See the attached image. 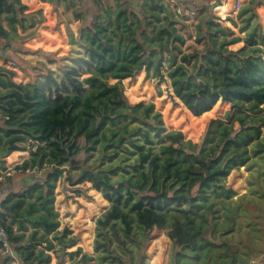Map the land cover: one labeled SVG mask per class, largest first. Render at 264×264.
<instances>
[{"label":"trees","instance_id":"1","mask_svg":"<svg viewBox=\"0 0 264 264\" xmlns=\"http://www.w3.org/2000/svg\"><path fill=\"white\" fill-rule=\"evenodd\" d=\"M92 3L83 55L48 60L54 69L25 64L26 83L15 82L6 66L13 58L4 50L14 41L0 26V167L27 142L38 143L15 166L18 173L0 181L23 179L0 198L15 259L44 264L50 256L42 245L50 237L59 262L67 256L72 264H148L147 247L161 231L171 241L169 264H248L245 245L241 241L239 250L231 241L248 211L212 198L209 189L233 168L264 166V33L256 12L264 0L239 9L244 38L236 50L218 46L226 44L227 33L203 7L196 24L201 48L191 52L187 65L178 61L187 24L175 18L169 3ZM25 10L20 0H0V20L11 33L18 25L29 27ZM141 70L157 89L167 83L169 97L193 116L219 101L230 109L224 119L208 121L200 142L185 140L182 132L167 130L154 103L128 101L122 81ZM163 134L174 143L156 144ZM82 155V163L72 167V158ZM253 157L257 160L250 162ZM258 172L264 180V169ZM64 173L70 185L89 182L108 202L95 219V254L81 247L67 251L78 235L66 226L59 229L54 208L55 184ZM253 193L264 200V188Z\"/></svg>","mask_w":264,"mask_h":264},{"label":"rangeland","instance_id":"2","mask_svg":"<svg viewBox=\"0 0 264 264\" xmlns=\"http://www.w3.org/2000/svg\"><path fill=\"white\" fill-rule=\"evenodd\" d=\"M102 1L111 6L114 3V0ZM134 1L137 4L140 2V0ZM164 1L169 3L171 11L176 4L181 6L192 5L197 11V15L192 21L183 22L187 24V29L183 31L186 35V39L185 45L182 47V53L178 56V61L184 65L188 64L187 58L191 52L201 48V44L197 43L199 33L196 24L200 17L199 11L203 7L206 8L207 16L213 17L224 29L229 27V25L232 26L234 34L227 37L225 46L228 49L236 50L243 44L244 38V33L239 31V27L242 26L243 23L242 19L237 17L238 11L240 8L252 5L255 2V0ZM21 4L23 3L21 2ZM49 9V14H44L42 11H40L41 14H37L35 13L37 11L27 12V10H25L24 13L30 15V25L24 31L18 25L16 33H11L6 27L4 20H0V26L5 30L7 36H11L14 41L11 47L4 50V53L9 54L8 56L13 58V60L6 65L10 70L15 72L13 77L15 82H29V75L26 71H22V67L25 66V64L37 66L39 62H42L47 65L45 67L54 69L55 64L50 63L48 60H54L57 57L68 55H83L80 44H84V35H88L84 27L91 17V12L95 9L92 0H52L49 4ZM87 10L88 12L85 14ZM256 12L264 33V5L257 6ZM48 16L54 17L56 20L55 23L50 22V17ZM65 23L67 24L65 26L66 31H70L71 33L70 38L65 41L64 45L66 47L61 49L58 47L59 42L51 44L48 39L52 38L51 34L53 31H58L59 25L64 26ZM37 24H39V27H37L36 30H38V28L46 29L42 33L45 39L43 38L40 40V47L33 48L32 46H36V41H33L32 44L29 43L32 41L33 37H38L40 31L28 33L30 35H27V32L29 28L36 27ZM222 45L224 46V44L219 41L218 46L221 47ZM0 64H3V60H0ZM20 72L21 74H19ZM19 80H22V82ZM122 84L124 86L125 95L130 103H137L140 101L154 103L155 110L162 114L167 130L180 131L183 133L185 140L190 139L194 143L202 140L208 121L214 118L224 119L226 113L230 109L229 104L219 101L211 110L207 111L208 113L205 117H203V114L198 117L193 116L177 99L172 100V98L169 97L168 93L170 89L167 83L161 82L157 89L156 81L151 77L146 78L144 70L138 72L133 79L123 80ZM158 90H161L160 94H158ZM166 143H174L173 139L167 134L161 135L160 138L156 140V144ZM24 146H26V144ZM94 156H96V153ZM85 157L86 155L72 158L74 162L71 166L75 167L81 164ZM92 160L93 158L87 160L86 164H90ZM254 160H257V158L253 157L250 162ZM5 167L6 166L2 164L0 169ZM263 169L264 166L261 163L233 168L228 176L221 177L219 183L212 184L209 189L212 198L231 202V206L237 210L245 209L248 211L244 219H240L241 223L239 229L235 228L231 234V241L239 250H241L242 243L245 245L246 258L249 259L248 264H264V200L259 197L258 193H253V190L256 188H264V180L262 176H259L260 173L258 172ZM76 173H78V170H70V174L74 175ZM65 174L66 173L59 177L55 184L54 208L59 213V229L66 226L72 231V235H78L76 246L67 251H74L76 247H81L83 252L95 254L92 249L95 219L107 208L108 202L99 192L91 187L89 182L70 185L66 180ZM26 176L31 177L32 175L26 174ZM38 176L39 173L37 177ZM4 179L5 177L2 178V180ZM22 180V178L16 177L10 182L5 181L2 183V185H0V198L4 193L6 194L10 190H17ZM76 188H80L83 192L78 195L74 191ZM256 216L259 217L254 219ZM257 221L259 222L258 227H260L253 228V224ZM246 222L249 223V225L246 224ZM155 233L156 235L150 240L146 250V261L148 264H169L171 241L163 232L160 231ZM42 246L46 253L49 254V259H51L50 261L48 259L44 264H72V261L67 256H64L63 260L59 262L57 258L58 247L55 241L50 237Z\"/></svg>","mask_w":264,"mask_h":264},{"label":"crops","instance_id":"3","mask_svg":"<svg viewBox=\"0 0 264 264\" xmlns=\"http://www.w3.org/2000/svg\"><path fill=\"white\" fill-rule=\"evenodd\" d=\"M21 2L23 3L24 6H26L27 8V12H35V11H42L44 14H49L50 12V9H49V4L50 2H52V0H21ZM113 9V8H111ZM50 17V16H48ZM50 22H54L55 23V18L54 17H50L49 18ZM67 24L65 23V25H59V28H58V31H53V33L51 34V39H48L49 42L52 44V43H56V42H59L58 44V47H60L61 49H63V47L65 48L66 46L64 45L65 44V41L66 39L70 38V31L67 32L66 31V26ZM191 25V24H189ZM18 27V26H17ZM39 27V24L36 25V27H31V29L29 28L28 32H27V35H30L28 33H34V31H40V34L38 35V37H33L32 41L29 43V44H32L33 41H36V46H32L33 48H37V47H40V44L41 41L43 38L45 39L44 35L42 34L46 29H42V28H38ZM232 26L229 25V27L225 28V32L227 33V37L230 35H233L234 32L232 30ZM23 30V29H22ZM24 31V30H23ZM67 33V34H66ZM58 37V38H56ZM84 41L87 42L89 36L88 35H84ZM36 39V40H35ZM40 41V42H38ZM84 42V43H85ZM83 44H80V47L82 46ZM243 45V44H242ZM241 45V46H242ZM225 46V44H224ZM223 45L221 47H224ZM240 46V47H241ZM226 47V46H225ZM82 49V48H81ZM238 49V48H237ZM69 51V50H68ZM83 52V50H82ZM21 74V72L19 73ZM22 82V80H19ZM25 82V81H24ZM18 83V82H17ZM168 86V85H167ZM168 89V87H167ZM169 90V89H168ZM208 112H205L203 113V117H205V115L207 114ZM192 139V138H191ZM25 147V150L24 151H14L12 152L8 157H6L5 159V162H4V165L6 166H16L18 164H20L23 160L27 159L28 156H29V151L26 149V146ZM10 158V159H9ZM51 259H49L50 261Z\"/></svg>","mask_w":264,"mask_h":264},{"label":"built area","instance_id":"4","mask_svg":"<svg viewBox=\"0 0 264 264\" xmlns=\"http://www.w3.org/2000/svg\"><path fill=\"white\" fill-rule=\"evenodd\" d=\"M172 12H173L175 18H177L181 22L192 21L194 19V17L197 15L196 10L189 9V8H183V6L178 5V4L174 5V9L172 10ZM37 144L38 143L36 141H29L26 143V149L28 151L34 150L36 148ZM17 173H18V171L15 169V166H12V167L6 166L5 168L0 169V180H2L3 177L6 178L8 176H14ZM26 173L28 174V173H30V171L26 170ZM13 253L14 252L12 251L9 240H8V235L5 231L2 220L0 218V259L1 258L5 259L6 264H8V263L19 264L18 261L15 259V255H13Z\"/></svg>","mask_w":264,"mask_h":264},{"label":"water","instance_id":"5","mask_svg":"<svg viewBox=\"0 0 264 264\" xmlns=\"http://www.w3.org/2000/svg\"><path fill=\"white\" fill-rule=\"evenodd\" d=\"M73 162H74V159L71 161V164H73ZM13 255H15V253H13Z\"/></svg>","mask_w":264,"mask_h":264}]
</instances>
